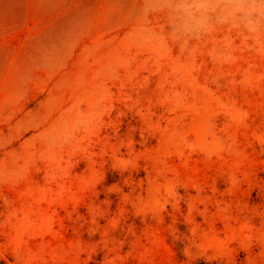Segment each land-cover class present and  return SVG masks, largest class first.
<instances>
[{
	"label": "rangeland",
	"instance_id": "rangeland-1",
	"mask_svg": "<svg viewBox=\"0 0 264 264\" xmlns=\"http://www.w3.org/2000/svg\"><path fill=\"white\" fill-rule=\"evenodd\" d=\"M0 264H264L260 0H0Z\"/></svg>",
	"mask_w": 264,
	"mask_h": 264
},
{
	"label": "clouds",
	"instance_id": "clouds-1",
	"mask_svg": "<svg viewBox=\"0 0 264 264\" xmlns=\"http://www.w3.org/2000/svg\"><path fill=\"white\" fill-rule=\"evenodd\" d=\"M261 6H264V0H260ZM204 7L201 4L198 3H178L174 6L175 9L181 10V11H189L193 13V16L191 17L190 22L189 21H180L178 24L175 25V30L177 32H180L183 35H194L196 34L203 26V22L200 16L197 15V13L200 11V9ZM165 183L167 184V188L165 187ZM165 183L162 184L158 190L160 195V190L163 189V196L167 197V200L170 202H174L176 206L178 207L179 202L183 199L178 193V188H184L187 190V187H185V182L180 178L179 174L174 175L171 179L165 180ZM199 195V193H197ZM162 196V197H163Z\"/></svg>",
	"mask_w": 264,
	"mask_h": 264
}]
</instances>
